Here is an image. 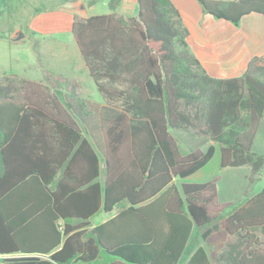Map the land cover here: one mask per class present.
<instances>
[{"label": "trees", "instance_id": "16d2710c", "mask_svg": "<svg viewBox=\"0 0 264 264\" xmlns=\"http://www.w3.org/2000/svg\"><path fill=\"white\" fill-rule=\"evenodd\" d=\"M15 1L13 12L35 13L76 0ZM197 1L234 25L250 13L264 16V0ZM136 2L135 16L72 21L105 102L97 114L102 158L78 118L87 111L75 81L0 78V264H178L194 228L207 242L220 233L235 239L219 251L200 245L185 264H264L255 234L264 232V185L223 215L231 203L218 200L219 174L174 182L203 167L214 145L182 152L172 133L192 130L219 145L221 169L247 166L251 180L258 175L264 154L251 147L264 113V54L239 76L211 77L189 50L171 0ZM109 5L114 10L117 0ZM22 24L12 21L0 38Z\"/></svg>", "mask_w": 264, "mask_h": 264}, {"label": "crops", "instance_id": "0c3cea01", "mask_svg": "<svg viewBox=\"0 0 264 264\" xmlns=\"http://www.w3.org/2000/svg\"><path fill=\"white\" fill-rule=\"evenodd\" d=\"M1 1H3V4H6L8 0ZM110 1L111 0H76L73 3L61 4V6L54 9L42 10L35 13L25 12V22L21 29L24 36L20 39L31 37L33 39V46L37 48V53H39L44 59L45 67L41 70L44 75V80H42V78L39 80L49 83V79L53 75H60L73 80L78 84L77 92L79 97L83 99L86 104L91 102L86 100V96L92 92V84L97 92L98 90L93 79L89 75L85 62L75 43L71 31L72 21L74 15L85 18L90 15L101 14L92 12L94 11V6L97 4L99 6L101 5L102 8L108 9V12L104 13L115 11L124 16H135L137 14L138 6L136 0H117V5L114 10L110 8ZM171 1L177 8L183 24L187 28L188 35L186 37V41L189 50L198 59L200 65L209 76L214 78H232L239 76L246 70L248 62L251 58L264 54V16L262 14H247L241 18L237 25H234L229 21L217 19L210 14L205 13L197 0ZM18 30L19 28H15L13 32L10 33L9 37H12V40L13 34ZM91 80L93 83H91ZM67 97L71 102L75 101L74 97ZM95 103L99 104L100 107L105 106V102L99 103L95 101ZM87 108L89 109L88 105ZM99 108L97 109L95 106L93 107L94 111L96 109L94 112V117L96 116V119L98 112L103 109ZM79 113L81 114L84 112H77L78 116ZM90 123V126L96 124L95 120ZM195 134L192 130L181 131L178 138L180 141L188 143L190 147L189 149L196 148L199 147L198 145L202 141H199ZM256 136L257 132L252 146H254V143L256 142ZM203 142L204 147L210 143L214 145L215 150L212 157L215 155L217 150H219L220 161L219 145L210 140H204ZM255 152L264 154L261 150H256ZM204 166L189 176L192 175L196 177L197 174V178L202 179V177H204V173L202 171ZM244 176L247 177L246 175ZM259 176L260 175H256L252 180L249 178L248 183L246 180L244 189L241 193L242 195L240 196L242 198L238 205L241 204L245 197L253 195L262 188L261 187L256 192H250L253 181H255ZM175 180L176 179L174 178V182ZM116 212L117 209H113L111 212L100 211L96 215L100 213H103V215H100L99 220L96 222L92 221V217L91 225L103 222ZM194 232L195 235L200 237L198 230L194 228L186 244V246L189 245L190 250L183 260L181 255L178 264H185L192 252L198 246L203 245L205 247V242L207 241H204L201 237L200 242L198 241L197 243H195V237L191 238ZM255 234L262 241L264 246V232L257 230L255 231ZM223 239L222 249H229V245L234 242L235 238L223 235ZM217 247H219V245H217ZM205 249L207 250L206 247Z\"/></svg>", "mask_w": 264, "mask_h": 264}, {"label": "rangeland", "instance_id": "374dc122", "mask_svg": "<svg viewBox=\"0 0 264 264\" xmlns=\"http://www.w3.org/2000/svg\"><path fill=\"white\" fill-rule=\"evenodd\" d=\"M6 3H8V5L3 4V1L0 0V30L2 32L4 31L3 33L5 35H8V33L5 32V29H7V27L11 25L12 21L19 19L24 24V20L26 17V11L24 9L26 8H20L17 10V12H13L16 7V1L8 0V2ZM93 10L94 11L92 12L101 14H103L104 12H108L107 8H102L101 5L99 6L98 4L94 6ZM14 36L15 33L13 34V37ZM36 49L37 48L33 46V39L31 37H25L19 40H12V37L0 38V78L3 75L14 73L28 79L39 80L42 78V80H44V75L41 71L42 68L45 67L44 59L39 53H37ZM91 83H93L92 80ZM86 100L91 101L85 105V109L88 112L81 114L79 113L78 118H80V122H82V125L84 126V135L87 136L97 154L102 158V137L100 135V129L96 116L94 117V112L96 111V109L94 111L93 107L95 106L98 109L100 106L99 104L95 103V101L99 103H104V100L100 96V94L95 90L93 84L92 92H90V94L86 96ZM87 105L89 106V109L87 108ZM94 120L96 124L90 126V122H93ZM181 131L190 130H172V133L177 139L179 148L182 150V152H186L187 150H189L190 147L188 143L179 140L178 137ZM195 136H197L199 141H202L198 145V148L203 150V141H206V139L198 134H195ZM256 137V142L254 143V146H252L251 150H261L264 152V117H262L259 122ZM218 162L219 150H217L215 155L204 166L202 170L204 173V177H202V179L197 178L196 174V177L191 175L183 179L175 178V182L176 184H179L181 181L202 182L210 179L214 175L219 174L220 180L217 182L218 200L220 203H231V205L225 208L223 211V215H228L232 210H234V208L238 206L241 201L242 197L240 196L242 195V190L244 189L246 180L248 183L250 178V169L247 166L226 167L221 169L218 165ZM101 175H103L102 164ZM244 175H246L247 177H245ZM258 175L260 176L256 178L255 181H253V185L251 187L250 192H256L264 185V168ZM254 177L252 179H254ZM100 215H103V213L94 216L92 218V221H98ZM193 237H195V243H197L198 241L200 242V237L198 235H195V232L193 233L191 238ZM223 241V235L222 233H220L218 235H215L212 241L205 242V247L209 251H219L222 249ZM217 245H219V247H217ZM189 248V245H187L181 257L182 260L187 256L190 250Z\"/></svg>", "mask_w": 264, "mask_h": 264}, {"label": "water", "instance_id": "95a60500", "mask_svg": "<svg viewBox=\"0 0 264 264\" xmlns=\"http://www.w3.org/2000/svg\"><path fill=\"white\" fill-rule=\"evenodd\" d=\"M24 36L23 31L18 30L15 32V36L13 37V40H19L20 38H22Z\"/></svg>", "mask_w": 264, "mask_h": 264}]
</instances>
